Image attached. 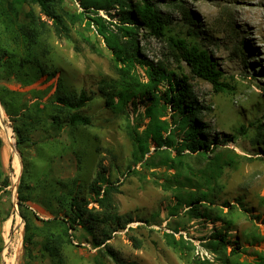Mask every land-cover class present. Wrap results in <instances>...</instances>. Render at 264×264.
Returning a JSON list of instances; mask_svg holds the SVG:
<instances>
[{"label":"rangeland","instance_id":"1","mask_svg":"<svg viewBox=\"0 0 264 264\" xmlns=\"http://www.w3.org/2000/svg\"><path fill=\"white\" fill-rule=\"evenodd\" d=\"M152 1L168 18L170 34L197 42L231 86L223 92L213 91L208 82L192 75L185 63L171 57L163 40L145 30H135L145 60L160 61L175 74L188 77L197 101L204 107L199 121L209 138L217 142L214 151L177 156L175 151L156 149L150 142L149 152L138 162L135 139L143 137L149 119L142 105L136 112L129 107L128 115L114 114L105 106L96 84L116 76L111 54L94 26H88L84 17L74 23L66 19L68 38H57L47 28L31 49L53 77L32 74L26 67L18 75H14L15 68L12 75L9 71L0 73V99L12 113L26 110L29 116L39 114L45 119L62 117L58 107L49 103L54 100L50 97L71 96L85 89L91 100L79 112L90 119V124L69 126L65 122L57 127L45 121L44 127L31 134L30 142L17 148L13 122L0 101V264H224V260L264 264V19L252 16L256 9L264 14V6L256 4L264 0ZM58 2L70 14L80 11L75 0ZM25 8L39 15L36 6ZM182 8L190 13L192 24L184 19ZM107 20L116 23L118 17ZM82 36H88L98 52L92 51ZM4 39L6 45H15L16 52H23L22 41L15 44L11 37ZM136 72L146 81L144 69L136 65ZM172 113L167 109L160 120L169 121L173 128ZM10 131L13 151L8 141ZM99 162L109 168L110 179L119 184L115 201L120 214H130L134 222L112 233L106 242L114 258L103 245L93 247L80 230L69 231L71 241L63 244L58 258L48 257L43 252L47 227L42 221L52 219L57 198L65 196L67 187L89 198L88 186ZM22 164L26 166L23 193L27 201L19 207ZM5 178L10 185L2 189ZM194 200L200 212L222 221L191 217L188 204ZM21 213L28 219V234L33 233L30 256L23 245L25 222ZM223 228L231 229L228 239L236 245L211 250L207 247L211 234ZM51 231L59 233L57 227ZM168 235L180 244L172 245ZM132 237L140 241L139 247Z\"/></svg>","mask_w":264,"mask_h":264},{"label":"trees","instance_id":"2","mask_svg":"<svg viewBox=\"0 0 264 264\" xmlns=\"http://www.w3.org/2000/svg\"><path fill=\"white\" fill-rule=\"evenodd\" d=\"M75 2L80 8L77 14L65 11L59 5L58 0H0V73L6 75L9 71L12 75L15 68L17 72L14 75H18L26 67L32 74H47L31 49L36 44L37 38L47 28H50L57 38H68L70 30L65 20L74 23L75 19L84 17L87 19L88 26H94L97 37L111 54V69L116 77L103 78L96 84L97 92L105 106L114 114L128 115L129 107L136 112L142 105L145 109L144 114L149 119V123L142 132L143 137L135 139L140 155L138 162H141L149 152L150 142L155 145L156 149L165 147L175 151L177 156H182L184 152L212 153L217 142L209 138L199 121L204 107L197 101L188 77L184 74H175L160 61L145 60L140 54L134 32L142 29L154 38L163 40L171 57L178 63H185L190 73L208 82L213 91L223 92L231 89L230 84L224 80L222 72L218 69L217 63L208 52L195 41L189 42L185 38L170 34L168 18L161 13L152 0H75ZM26 6H36L39 15H35L31 8L25 10ZM182 10L185 15L184 19L192 24L190 13L185 8ZM112 11H116L115 14H111ZM114 15L118 17V22L107 20V17L111 18ZM41 17L45 19L42 20ZM192 33L195 34V31L193 30ZM5 36L11 37L12 43L15 44L22 41L24 43L22 44L23 52H16L15 45L12 47L6 45ZM81 39L92 51L98 52L88 36H82ZM136 65L144 69L146 81L140 80ZM47 75L53 77V73ZM49 99H54L49 103L58 107L62 117L52 115L50 118L42 119L39 114H35L34 117L27 115L26 110H23V114L12 113L6 103L0 99L5 113L13 122L12 130L15 134L17 148L30 142L31 134L38 127H44L45 121L57 127H61V123L65 122L69 126L90 124V119L79 112L91 100L85 89L71 96L54 95ZM167 109L173 112L171 114V119H173L171 123L175 125L173 128L170 127L169 121L160 120ZM3 116L6 119L4 112ZM8 128L10 129L9 126ZM8 141L10 147L13 146L11 131ZM2 147L3 141L0 137V151ZM13 150L15 148H11V151ZM25 167V164H22V175L18 188L19 207H24V202L27 201V196L23 193ZM108 169L102 162L98 163L95 177L88 186V199L81 196L75 189L67 187L65 196L57 198L58 208L52 212V219L41 220L47 227L43 252L48 257L58 258L63 244L71 241L69 231L80 230L88 237L85 239H88L93 247L98 248L103 245V250L114 258L106 242L111 238L112 233L124 230L134 220L130 214H120L115 201V195L120 193L119 184L110 179ZM14 175L13 169V188ZM9 185V179L5 178L1 187L4 189ZM195 202L196 200L188 204L191 207L189 209L191 217L204 218L212 223L222 221L220 217L213 219L205 211L200 212L195 207ZM16 214L15 208L13 220ZM21 217L25 222L23 245H25L27 255L30 256L29 246L33 243V233L28 234L30 226L27 217L23 213ZM225 223L230 224V222ZM53 227H57L59 233L52 232ZM223 229L213 231L210 242L207 244L208 248L216 251L218 247L226 248L227 245H236L228 239L231 229ZM167 237L172 239L170 235ZM131 240L136 247L140 246L139 240L134 237ZM170 243L174 246L180 244L174 239ZM236 249L233 247V254H236ZM2 255L7 257L5 252ZM224 264L243 263L224 260Z\"/></svg>","mask_w":264,"mask_h":264},{"label":"bare ground","instance_id":"3","mask_svg":"<svg viewBox=\"0 0 264 264\" xmlns=\"http://www.w3.org/2000/svg\"><path fill=\"white\" fill-rule=\"evenodd\" d=\"M240 1H241V0H240ZM247 1H249V0H247ZM240 3H241V2H240ZM253 3H254V2H253ZM245 4H246V3H245ZM256 4H257V5L259 4L260 6H264V3H262L261 1H259V2L256 3ZM250 5H251V4H250ZM254 5H255V4H254ZM257 5H256V6H257ZM259 8H260V7H259ZM251 10H252V9H251ZM253 10H254V9H253ZM245 11H246V10H245ZM252 14H253V15H252ZM252 14H251V15L254 16L253 18H255V19H260V18H261V19H264V14H263L262 12L258 11L257 9H256V11H255L254 13L252 12ZM255 19H254V20H255ZM261 19H260V20H261ZM250 20H251V19H250ZM246 22H247V21H246ZM251 22H252V21H251ZM251 22H250V23H251ZM259 22H260V21H259ZM250 23H249V24H250ZM252 23H253V22H252ZM252 26H253V25H252ZM261 26H262V25H261ZM255 28H257V27H255Z\"/></svg>","mask_w":264,"mask_h":264},{"label":"water","instance_id":"4","mask_svg":"<svg viewBox=\"0 0 264 264\" xmlns=\"http://www.w3.org/2000/svg\"><path fill=\"white\" fill-rule=\"evenodd\" d=\"M11 148H14V146H11Z\"/></svg>","mask_w":264,"mask_h":264}]
</instances>
